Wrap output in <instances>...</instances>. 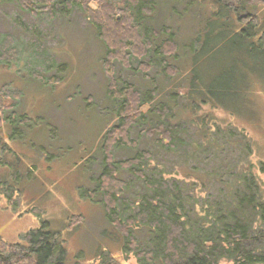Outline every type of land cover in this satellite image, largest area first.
<instances>
[{"label": "rangeland", "instance_id": "obj_1", "mask_svg": "<svg viewBox=\"0 0 264 264\" xmlns=\"http://www.w3.org/2000/svg\"><path fill=\"white\" fill-rule=\"evenodd\" d=\"M153 1L155 10L151 17L147 15L153 29L171 21L170 5L182 12L177 21L179 16L174 15L173 28H169L181 43L179 51L186 55L181 62L183 73L200 92L201 103L220 92L211 83L222 73L226 75L222 83L228 93L226 106L210 101L197 110L194 106L199 102L183 98L191 109L186 108L188 112L182 114V119H191L198 111L203 130L200 138L198 130L187 124L186 132L181 133L186 151L177 147L167 152L159 146L158 136L140 134L139 127L132 129L139 150L146 148L153 153L146 169L158 167L169 178L183 181L198 180L196 173L209 181L213 175L231 179L237 175V169H251L264 192V174L258 168L259 162L264 161L263 52L259 46L246 50L248 43L257 42V37L240 34L233 11L215 17L207 0H192L184 7L176 0ZM57 8L56 17L50 19L23 11L15 0H0V39L13 33L21 51L16 61L0 62V91L5 84L22 91L19 99L6 96L5 104L2 103L6 108L15 102L14 114L11 110L0 111V237L27 244L22 233L41 226L42 220L47 219L63 240L65 264H102V253H109L120 264H139L132 253L124 254L122 235L106 218L100 194L93 200L82 193L96 187L102 168L104 135L118 121V101L107 93L106 46L80 8L70 12ZM254 10L264 27V3ZM64 13L74 19L64 17ZM220 23L228 26L215 30ZM52 58L55 61L49 69L46 60ZM137 65L135 60L134 68L128 70L117 63L119 82H147L161 71L154 65L144 74L137 70ZM30 66L48 77L57 74L62 79L43 82L30 74ZM158 78H164L163 90L182 82L179 72L173 76L161 73ZM186 92V87L180 88L181 94ZM23 114L29 117L27 122L22 121ZM218 125L233 127L235 134H230V144L240 142L238 130L246 132L253 146L246 162L239 161L245 159L241 147H232L226 138L215 137ZM216 138L217 148H205L209 144L214 146ZM200 141L204 146L199 145ZM122 149L116 150L117 157L131 154L130 149ZM120 173L128 183L121 203L132 209L130 202L141 194L142 183L129 170L122 169ZM200 186L198 183L195 192L205 198H214L222 188L221 183L213 180L206 190Z\"/></svg>", "mask_w": 264, "mask_h": 264}, {"label": "trees", "instance_id": "obj_2", "mask_svg": "<svg viewBox=\"0 0 264 264\" xmlns=\"http://www.w3.org/2000/svg\"><path fill=\"white\" fill-rule=\"evenodd\" d=\"M15 1L23 11L47 15L50 19L56 17L59 6L67 12L80 8L106 46L105 70L109 74L107 93L118 101V121L104 135L102 168L96 187L82 193L93 200L100 194L106 218L122 235L124 254L132 253L139 264H264V192L260 179L251 169H237V175L231 176V179H223L224 175H213L209 181L197 173L198 180L171 179L158 167L146 169L153 153L146 148L139 150V143L132 134V129L139 127L140 134L158 136V144L165 151H175L177 147L186 151V140L181 133L186 132L187 124L198 130L200 138L203 130L198 111L191 119H182V114L188 112L186 108L191 109V104L186 105L183 98L199 102L195 103V110L210 101L226 106L228 89L222 83L226 80L225 73L213 79L212 88L220 92L211 94L213 97L210 96L204 104L201 103L202 96L196 91L195 84L191 86L189 77L183 73L181 62L186 55H181V43L169 28H173L174 15L179 16L175 19L177 21L182 12L170 5L168 14L171 21L153 29L148 25V17L155 10L153 0ZM176 1L184 7L192 0ZM207 1L215 17L226 16L233 11L240 24V34L248 38L257 37V42L248 43L246 50L259 46L264 64L263 21L254 10L264 0ZM213 4L214 7L211 6ZM195 13L200 14L199 11ZM63 16L74 19L71 14L64 13ZM225 26L228 23L217 24L215 30ZM187 42L186 38V50ZM20 52L13 33H6L0 39V62L12 63L19 58ZM53 59L46 60L49 69L53 68ZM135 60L138 62L137 70L144 74L149 73L154 65L161 71L147 82L139 83L141 86L131 79L120 83L119 67L131 70ZM117 63L120 66L117 67ZM29 71L43 82L54 83L62 79L57 74L48 77L31 66ZM178 72L182 82L163 90L164 78L159 79L158 76L161 73L173 76ZM181 87H186L185 95L180 93ZM21 95V90H14L9 84L3 85L0 111L11 110L14 114L15 102L6 105V108H3L2 103L5 104L6 96L16 100ZM148 104L150 106L145 110ZM21 119L27 122L29 117L23 114ZM233 130V127L222 128L218 125L215 137L226 138L230 144ZM238 133L240 142L230 145L241 147L245 159L242 157L239 161L244 163L253 152V146L246 132L238 130ZM218 142L216 138L214 146L209 144L205 148H217ZM199 143L204 146L201 141ZM120 148L125 151L130 149L131 154L117 157L116 150ZM258 168L264 174V161L259 162ZM122 169L132 172L142 183L141 194L130 202L134 206L132 209L126 206L128 204L121 203L128 190V183L120 173ZM212 180L222 184L214 198H205L195 192L198 183L206 190ZM33 211L42 214L38 208ZM22 239L27 244L8 242L0 237V264H65L67 252L63 240L47 219L42 220L41 226L22 233ZM100 258L102 264H120L109 253H102Z\"/></svg>", "mask_w": 264, "mask_h": 264}]
</instances>
